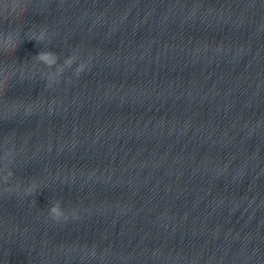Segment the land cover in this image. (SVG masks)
I'll use <instances>...</instances> for the list:
<instances>
[{
	"label": "clouds",
	"instance_id": "9594fccd",
	"mask_svg": "<svg viewBox=\"0 0 264 264\" xmlns=\"http://www.w3.org/2000/svg\"><path fill=\"white\" fill-rule=\"evenodd\" d=\"M49 55H51V54H41V59L47 60ZM52 62H54V61H52ZM69 63H71V61H69ZM53 212L57 214V218H58L60 213L57 211L56 208L53 209Z\"/></svg>",
	"mask_w": 264,
	"mask_h": 264
}]
</instances>
